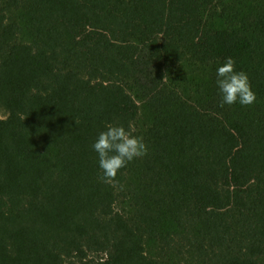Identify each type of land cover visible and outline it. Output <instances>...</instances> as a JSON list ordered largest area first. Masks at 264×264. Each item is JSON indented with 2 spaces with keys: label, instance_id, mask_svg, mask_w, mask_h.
Returning a JSON list of instances; mask_svg holds the SVG:
<instances>
[{
  "label": "trees",
  "instance_id": "16d2710c",
  "mask_svg": "<svg viewBox=\"0 0 264 264\" xmlns=\"http://www.w3.org/2000/svg\"><path fill=\"white\" fill-rule=\"evenodd\" d=\"M0 114V264H264V0H0Z\"/></svg>",
  "mask_w": 264,
  "mask_h": 264
},
{
  "label": "clouds",
  "instance_id": "9594fccd",
  "mask_svg": "<svg viewBox=\"0 0 264 264\" xmlns=\"http://www.w3.org/2000/svg\"><path fill=\"white\" fill-rule=\"evenodd\" d=\"M235 60L226 58L223 66L217 69L216 84L221 94L220 106L239 102L247 106L255 102L256 93L248 75L243 70L236 71ZM134 130L123 125L107 124L106 131L99 133L92 144L98 154L99 168L105 182L115 183L117 172L135 158L147 154L148 148L142 136L133 134Z\"/></svg>",
  "mask_w": 264,
  "mask_h": 264
},
{
  "label": "rangeland",
  "instance_id": "374dc122",
  "mask_svg": "<svg viewBox=\"0 0 264 264\" xmlns=\"http://www.w3.org/2000/svg\"><path fill=\"white\" fill-rule=\"evenodd\" d=\"M0 116H3L2 114H0ZM141 118L143 119V120H145V118H146V114L145 113H141Z\"/></svg>",
  "mask_w": 264,
  "mask_h": 264
}]
</instances>
